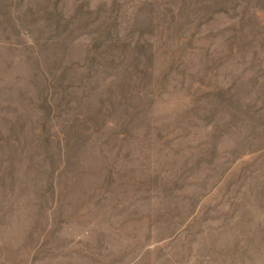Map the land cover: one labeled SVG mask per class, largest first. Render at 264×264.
I'll use <instances>...</instances> for the list:
<instances>
[{
	"label": "rangeland",
	"instance_id": "rangeland-1",
	"mask_svg": "<svg viewBox=\"0 0 264 264\" xmlns=\"http://www.w3.org/2000/svg\"><path fill=\"white\" fill-rule=\"evenodd\" d=\"M0 264H264V0H0Z\"/></svg>",
	"mask_w": 264,
	"mask_h": 264
}]
</instances>
